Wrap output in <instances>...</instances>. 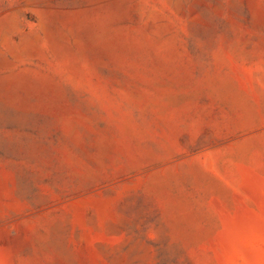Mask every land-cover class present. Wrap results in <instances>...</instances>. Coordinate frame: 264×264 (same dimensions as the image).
I'll use <instances>...</instances> for the list:
<instances>
[{"label":"rangeland","instance_id":"1","mask_svg":"<svg viewBox=\"0 0 264 264\" xmlns=\"http://www.w3.org/2000/svg\"><path fill=\"white\" fill-rule=\"evenodd\" d=\"M0 264H264V0H0Z\"/></svg>","mask_w":264,"mask_h":264}]
</instances>
